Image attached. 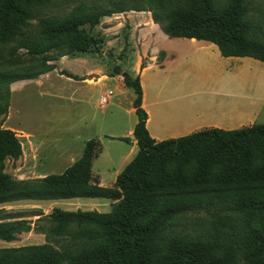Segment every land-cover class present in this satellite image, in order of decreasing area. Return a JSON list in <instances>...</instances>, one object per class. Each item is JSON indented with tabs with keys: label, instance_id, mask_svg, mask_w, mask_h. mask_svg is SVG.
Instances as JSON below:
<instances>
[{
	"label": "trees",
	"instance_id": "16d2710c",
	"mask_svg": "<svg viewBox=\"0 0 264 264\" xmlns=\"http://www.w3.org/2000/svg\"><path fill=\"white\" fill-rule=\"evenodd\" d=\"M62 1L0 0V49L13 45L8 58L0 52L1 64L11 66L0 70V117L8 115L11 84L55 71L65 56L96 51L100 40L93 31L115 14L149 12L171 39L207 41L223 57L264 63V33L248 0H81L68 12L41 17ZM164 57L160 52L158 62ZM146 65L143 59L140 69ZM109 76H121L134 92L139 148L115 187L93 184L95 140L62 174L13 178L5 161L18 160L22 146L15 132L0 127V205L106 198L116 202L111 212L55 208L33 227L23 219L5 221L0 209V240L13 242L31 231L45 235L43 245L0 249V264H264V124L158 142L147 129L140 77L120 66Z\"/></svg>",
	"mask_w": 264,
	"mask_h": 264
},
{
	"label": "rangeland",
	"instance_id": "374dc122",
	"mask_svg": "<svg viewBox=\"0 0 264 264\" xmlns=\"http://www.w3.org/2000/svg\"><path fill=\"white\" fill-rule=\"evenodd\" d=\"M80 1L65 0L44 8L41 17L68 12ZM248 1L252 19L264 33V0ZM149 18V12L133 11L103 18L93 31L100 40L96 51L65 56L55 62L57 70L48 76L10 85V108L6 117H0V127L16 133L23 155L5 161L6 173L18 180L62 174L82 156L86 143L95 140L101 151L92 171L113 186L114 173L122 171L138 154L136 147L126 156L131 145L122 140L131 139L127 131L134 129L137 115L133 90L108 75L115 66L134 74L141 52L146 61L163 50L175 59L164 71L155 67L142 75L148 103L158 100L149 108L153 111L152 124L165 123L166 107L172 111L183 109L186 116L191 115L172 124H264V63L249 57H223L213 44L202 46L188 39L165 38ZM12 46L0 49L5 58ZM18 54L26 64V52L20 50ZM1 61L0 70L11 68ZM61 71L84 81L63 76ZM103 97L108 98L106 104L101 102ZM193 104L199 111L194 114ZM31 203L15 202L5 208L15 216L30 217L32 210L26 205ZM97 203L108 205L97 208ZM111 203L108 199L85 198L40 202L45 207L56 204L66 211L78 205L75 210L97 209L100 213L111 212ZM21 240L15 246L36 241L29 237ZM12 243L0 240V249L11 248Z\"/></svg>",
	"mask_w": 264,
	"mask_h": 264
},
{
	"label": "crops",
	"instance_id": "0c3cea01",
	"mask_svg": "<svg viewBox=\"0 0 264 264\" xmlns=\"http://www.w3.org/2000/svg\"><path fill=\"white\" fill-rule=\"evenodd\" d=\"M149 17H150L149 19H150L151 23H154L152 21L150 13H149ZM156 27L159 28V31L161 32V34L165 38H169L166 34H164L162 32V30L160 29V27L158 25ZM132 37H133V35H131V37H130L131 40H132ZM174 39H183V38H174ZM131 40H129L130 43H131ZM188 40H189L188 42H191V43H194V44L196 43V44L202 45V46L212 44V43L207 42V41H198L196 39H188ZM213 45H215V44H213ZM163 51L165 52V57H164L162 62H158L159 54L156 57H152V58L150 57L149 61H147L146 67L143 70L140 69V66H141V63L143 61V57L145 56V53L141 52V55H140V57H139V59L137 61V70L135 71L134 74L131 75L134 78L137 77V76L140 77V81H141V85H142V89H143V104H142V107L145 109V111L148 114L147 129H148V131H149V133H150L152 138H154L156 141L160 142V141H165L167 139H175V138H179V137L181 138V137L188 136L190 134H193V133H196V132H199V131H202V130H206V129H222V130H226V131H233V130H239V129H242V128H245V127L252 126L251 124H248L249 126H245L244 127V124H222V123H217V124H172L173 122L180 121L181 119H184L185 117H191V115L190 116H186V114H187L186 110L177 109L175 111H172L168 107H166V109L163 110L165 112V115H166L165 121H164L165 123L164 124H152L153 111H151L149 108H151V107L153 108L155 105H157L158 100L156 99L155 103H148L147 91L145 89L144 82L142 81V75H144L148 70L153 69L155 67H157V69L159 71H164L166 69V66L170 62H173L175 60L174 56H172L171 53H169V52H167L165 50H163ZM229 58H237V57H229ZM55 71H53V72H55ZM48 74H45L43 76H48ZM70 74H72V73H70ZM72 75H74V74H72ZM106 77H107V75L105 77H103V78H106ZM116 78L119 79V80H122V82H123V79H122L121 76H116ZM82 81H84V80H82ZM133 110L135 111L134 108H133ZM197 112H199V111L196 109V105L193 104V111H191V113L194 114V113H197ZM157 113H158V110H157ZM171 115H174V116L171 117ZM133 132H134V129H129L127 131L128 135H130V136L133 135ZM130 145H131V148L126 154V156H128V157L134 152L135 148L138 147L137 140L136 139L135 140L130 139ZM100 151H101V148H99V151H98L97 156L95 157V159L98 157ZM138 151H139V148H138ZM80 158H81V156H80ZM126 158L127 157H125V159ZM75 162L76 161H74L72 163V165ZM92 168H93V164H92ZM124 168L122 169V171L124 170ZM122 171L120 169V171L117 170L114 173V178L116 180H117L118 176L120 175V173ZM49 175H53V174H48V175H45L44 177L49 176ZM92 177H93L94 181L96 182V183L93 182V184H98L99 186L105 187V188H113V187H115L116 180H115L114 185L110 186V185H108V184L103 182V179L100 177L99 173L95 174L92 171ZM73 199H78V198H73ZM85 199H90V198H85ZM94 199H106V198H94ZM108 200H111V199H108ZM55 201H57V200H55ZM55 201H48V202H55ZM111 201H112V203L110 204V206H112V208H113V206H114V204L116 202L114 200H111ZM25 202H27V201H25ZM31 202H32L31 204L26 205V207H28L29 209L32 210V215L30 217L15 216V215L12 214V212H10L9 210H7L5 208V206L7 204H1L0 205L1 206L0 209L5 210V212H6V213H4L6 218H7V219H5V221L8 222V221H15V220H22L23 219V220H27V221L32 222V226L35 227V224H36L37 220L39 219V217H40L39 215L40 214L48 215L55 208H57L56 204H49L46 207L42 206L40 204V202H45V201H31ZM107 205H108L107 203L106 204H98V203L96 204L97 208L98 207L99 208H101V207L102 208H106ZM88 206L93 208L92 207L93 205H91V204H89ZM96 206L94 205V207H96ZM77 207H78V205L77 206H72L71 209H69L68 211H77V210H75V208H77ZM90 211H97L98 212L97 209L90 210ZM24 237L25 238H28V237L29 238H35L36 241L34 243H32V244H22V245H19V246H15V244L20 243L22 241L21 239L24 238ZM44 243H45V235L40 234V233L35 232V231H31L29 233L21 234L19 236L18 240L13 241V243L11 244V246H12L11 248H18V247H25V246H32V245H43Z\"/></svg>",
	"mask_w": 264,
	"mask_h": 264
},
{
	"label": "built area",
	"instance_id": "2783aa9c",
	"mask_svg": "<svg viewBox=\"0 0 264 264\" xmlns=\"http://www.w3.org/2000/svg\"><path fill=\"white\" fill-rule=\"evenodd\" d=\"M101 102H102V104H106L108 102V98L107 97H103Z\"/></svg>",
	"mask_w": 264,
	"mask_h": 264
},
{
	"label": "water",
	"instance_id": "95a60500",
	"mask_svg": "<svg viewBox=\"0 0 264 264\" xmlns=\"http://www.w3.org/2000/svg\"><path fill=\"white\" fill-rule=\"evenodd\" d=\"M130 138L133 139V140H135V136L134 135H131Z\"/></svg>",
	"mask_w": 264,
	"mask_h": 264
}]
</instances>
